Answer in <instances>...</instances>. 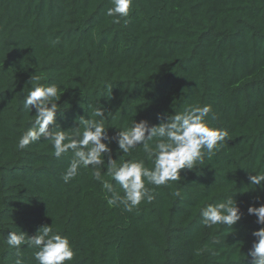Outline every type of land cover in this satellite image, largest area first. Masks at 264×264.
<instances>
[{
  "label": "trees",
  "instance_id": "obj_1",
  "mask_svg": "<svg viewBox=\"0 0 264 264\" xmlns=\"http://www.w3.org/2000/svg\"><path fill=\"white\" fill-rule=\"evenodd\" d=\"M109 7L111 0H0V264L17 259L10 231L34 236L45 225L68 237L75 255L66 264H250L252 234L264 227L248 213L264 204V190L249 182L264 173V0H133L119 23ZM53 83L56 122L69 133L100 105L112 112L109 136L133 120L151 126L210 105L207 123L230 140L179 180L146 182L151 202L131 212L110 207L91 166L64 183L71 151L57 158L43 137L17 147L35 120L26 94ZM110 147L118 165L144 159L152 167L142 146L130 154L115 141ZM232 195L241 220L205 227L200 210ZM37 250L21 247L24 264H38Z\"/></svg>",
  "mask_w": 264,
  "mask_h": 264
},
{
  "label": "clouds",
  "instance_id": "obj_2",
  "mask_svg": "<svg viewBox=\"0 0 264 264\" xmlns=\"http://www.w3.org/2000/svg\"><path fill=\"white\" fill-rule=\"evenodd\" d=\"M133 6V0H111V7L106 15L113 17L114 23L127 18ZM57 41H53V45ZM39 79V77H32ZM61 95L56 84L47 86L37 84L25 96L24 109L32 112L35 109V120L19 138L18 149H25L32 143L49 140L54 155L59 158L71 151L72 159L62 175L64 183H68L79 174L80 168L91 166L93 177L101 182L107 204L120 207L131 212L142 201L154 199L153 190L146 187V182L155 186L166 185L169 181L180 179L182 169L195 170L203 163L205 156L211 157L216 150L228 143L229 134L226 130L211 127L206 121L211 106L187 107L174 114H165L166 119L151 125L147 120H133L125 129H117L114 136H109L105 120L111 116L110 111L102 105L92 112V118L81 116L77 119L78 127H72L71 133L61 130L56 122V114L60 111ZM99 117V119H96ZM51 127V131L49 130ZM115 141L118 150L130 154L138 146H142L146 159L152 167L145 166L144 159L126 160L118 165L112 158L111 143ZM105 155L108 163L105 165ZM107 167V175L115 180L123 191L117 192L113 184L104 179L102 168ZM250 185H259L264 190V173L249 176ZM179 195V192L176 193ZM249 214L257 217V223L264 225V204L248 208ZM202 224L212 228L217 225L232 226L242 218V213L232 196L208 204L200 210ZM253 242L248 256L250 264H264V227L252 234ZM6 243L16 249L15 264H24L21 247L27 245L38 249L34 258L38 264H66L74 258V250L67 236L54 231L52 226H42L34 236L19 231H10Z\"/></svg>",
  "mask_w": 264,
  "mask_h": 264
}]
</instances>
